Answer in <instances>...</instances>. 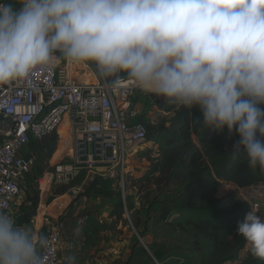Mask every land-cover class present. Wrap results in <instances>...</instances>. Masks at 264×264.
<instances>
[{
	"label": "clouds",
	"instance_id": "obj_1",
	"mask_svg": "<svg viewBox=\"0 0 264 264\" xmlns=\"http://www.w3.org/2000/svg\"><path fill=\"white\" fill-rule=\"evenodd\" d=\"M59 59L129 80L202 125L238 137L233 153L264 174V0H0V86ZM264 260V215L237 222ZM47 238L0 206V264H44ZM64 264H76L67 255Z\"/></svg>",
	"mask_w": 264,
	"mask_h": 264
},
{
	"label": "built area",
	"instance_id": "obj_2",
	"mask_svg": "<svg viewBox=\"0 0 264 264\" xmlns=\"http://www.w3.org/2000/svg\"><path fill=\"white\" fill-rule=\"evenodd\" d=\"M68 66L59 59L50 69H36L25 79L0 86V206L16 222L25 209L33 210L24 225L49 241L44 264H64L70 254L65 219L69 207L76 206L74 216L81 211L80 200L86 199L82 193L96 178L116 179L121 187L128 163L146 143V128L133 123L139 113L129 102L140 89L127 79L119 88L110 87L95 78L88 65L82 77L95 82L81 81ZM64 124L65 151L55 161L50 160L52 155L41 176L34 179L37 204L33 208V196L26 190L37 165L31 147L52 135L58 144ZM256 186L264 187V174L260 173ZM56 187H70L64 193L66 201L60 199L63 194L52 195Z\"/></svg>",
	"mask_w": 264,
	"mask_h": 264
},
{
	"label": "trees",
	"instance_id": "obj_3",
	"mask_svg": "<svg viewBox=\"0 0 264 264\" xmlns=\"http://www.w3.org/2000/svg\"><path fill=\"white\" fill-rule=\"evenodd\" d=\"M136 97H130L131 108L139 107L147 109L148 103L139 95H145L141 90L135 91ZM175 107H167V112L173 111ZM175 113L170 121L169 127H160L153 133H146L145 142H153L158 146V157L149 159V173L144 176L148 183L159 187L168 186L177 179V169L186 166L188 170V187L178 189L176 193L167 200H156L158 218L166 221L172 214H176V226L192 229L197 233L205 247L199 250L198 255L188 257V263L197 264H227L238 262V254L247 247L246 241L236 234L237 222L242 220L247 213L244 203L235 205L230 210L219 209L220 200L212 198L203 205L192 202L195 198L202 197L205 193H216L217 186L225 182L234 188L244 189L256 185L260 179L258 169H251L243 152L234 154L230 144L234 143L235 132L231 137L227 130L220 132L206 129L198 122H202V115L197 108L191 110L183 109ZM144 110L136 117L133 123H141L145 126ZM195 127V128H194ZM146 130L151 127L145 126ZM198 134L199 145L191 140L193 134ZM57 137L52 135L38 143L41 148V164L36 166V173L41 176L47 166L48 160L53 155L54 161L58 153ZM56 149V150H55ZM148 154L151 150L147 151ZM43 166L44 168L40 167ZM113 179H94L82 196L89 197H111L114 195L110 189ZM63 194V190L60 191ZM81 196V195H80ZM33 208L37 204V196L33 197ZM116 213L110 216L121 218L124 208L122 201L118 199ZM33 210L30 211V215ZM27 215V214H26ZM30 217V216H29ZM26 219H24L25 221ZM143 238L142 233H138ZM142 252H144L141 249ZM152 252V251H151ZM158 263L160 257L152 252ZM247 264H264L252 256L249 252Z\"/></svg>",
	"mask_w": 264,
	"mask_h": 264
},
{
	"label": "rangeland",
	"instance_id": "obj_4",
	"mask_svg": "<svg viewBox=\"0 0 264 264\" xmlns=\"http://www.w3.org/2000/svg\"><path fill=\"white\" fill-rule=\"evenodd\" d=\"M3 2L14 4L15 0H3ZM61 60L63 64L67 63L63 59ZM88 66L95 78H97L98 74L95 67L92 65ZM68 69L72 71L73 76L78 77L81 81L87 82L92 80L95 82L92 77H82L86 72L85 67L82 65L69 64ZM136 94L134 92L131 98L136 97ZM139 96L143 97L144 102L149 105L147 109H143V106H141L142 109L135 107V110L139 114L144 110L145 126L151 127L150 130L147 128L146 133H153L160 129V127H169L170 121L176 116L175 113L182 111V109L177 110L174 108L173 111L167 112L165 110L167 107L175 106L168 104L162 98L155 95L146 94V96H143L140 94ZM197 139H199L197 133L191 136V140L195 145L200 147ZM234 143L230 144V149ZM59 149L58 147V152ZM31 150L36 153V166H39L41 164V148L38 146V143L32 146ZM148 150H151L150 154L147 153ZM157 153L158 146L153 142L142 144L128 163L123 183L121 182L122 186L119 187L118 181L113 179L114 181L110 187L114 193L113 196L109 198L89 197L82 202L80 200L83 208L74 217H77L78 220L87 216L89 222L86 228L96 229L91 237H101L107 240L105 244L98 246L100 248L98 251L109 253L108 250L110 249V259H107L109 264H197L196 262L188 263V257L198 255L199 250L205 247V244L202 243V240L195 231L188 228V226L184 228L176 226V221H174L177 217L176 214H172L164 222L159 220L156 200L170 199L178 189L188 187V170L186 166L179 167L176 172L177 179L168 186L160 185L156 187L151 183L149 184L148 181L144 180V176L149 173L150 168L148 158H157ZM58 156L59 153H57L54 161ZM50 160L53 161L52 158ZM40 167L44 168L42 165ZM36 177L38 175L35 167L26 181V190H30L28 192L33 197L36 196V192L33 190V181ZM76 184L74 182L72 185L75 186ZM69 188L56 187L52 195H60V191L62 190L64 194ZM259 192L262 195L260 196L261 200L264 202V187L259 189ZM245 196L249 197L244 193L241 194L237 190L232 189L228 184L219 183L215 194L212 192L205 193L202 197L193 199L192 202L196 205H203L207 200H211L214 197L220 200L219 209L230 210L239 204ZM118 199L122 201L124 208L120 219L117 216H110L112 213H116L115 207ZM262 201L260 202L262 203ZM75 207L74 204L69 207L65 219L74 211ZM138 233L143 234V238H140L141 241L137 237ZM151 251L160 257L161 263L156 261ZM249 252L247 245L238 254V262L233 264H247Z\"/></svg>",
	"mask_w": 264,
	"mask_h": 264
},
{
	"label": "crops",
	"instance_id": "obj_5",
	"mask_svg": "<svg viewBox=\"0 0 264 264\" xmlns=\"http://www.w3.org/2000/svg\"><path fill=\"white\" fill-rule=\"evenodd\" d=\"M197 143L199 145V139H197ZM222 183L227 184L225 182H221L220 184ZM229 186L232 189L237 190L239 193H244L249 196H245L244 199H241L240 201V203H245L247 205L248 212L251 211V205H256L258 214L264 215V202L261 200L260 196L262 195L260 194L259 188L256 185H252L244 189L234 188L231 185ZM60 199L66 201L67 197L63 194L60 196ZM260 201H262V203ZM52 208L55 210L54 205H52ZM25 213L27 215L25 214L24 217L18 219L17 224L23 226L24 224L28 223L30 218L29 216H31L30 211L25 209ZM24 219L26 220L24 221ZM66 221L69 227V238L71 245V251L69 255H74L76 257V264H109L107 259H110V249L108 250L109 253L98 251V249H100L98 246L105 244L107 240L101 237H91L96 229L94 230L86 228V225H88L89 222L88 217L85 216L77 220V217H74V211H72Z\"/></svg>",
	"mask_w": 264,
	"mask_h": 264
},
{
	"label": "bare ground",
	"instance_id": "obj_6",
	"mask_svg": "<svg viewBox=\"0 0 264 264\" xmlns=\"http://www.w3.org/2000/svg\"><path fill=\"white\" fill-rule=\"evenodd\" d=\"M66 129H67V125L64 124L59 130V135H60V140L58 141V147L60 148L59 152H58L59 156L65 151V148H66L65 145L68 142ZM58 157H57V159H58Z\"/></svg>",
	"mask_w": 264,
	"mask_h": 264
},
{
	"label": "water",
	"instance_id": "obj_7",
	"mask_svg": "<svg viewBox=\"0 0 264 264\" xmlns=\"http://www.w3.org/2000/svg\"><path fill=\"white\" fill-rule=\"evenodd\" d=\"M138 239L141 241L140 237L137 235ZM144 249L146 250V248L144 247ZM154 259V258H153Z\"/></svg>",
	"mask_w": 264,
	"mask_h": 264
}]
</instances>
